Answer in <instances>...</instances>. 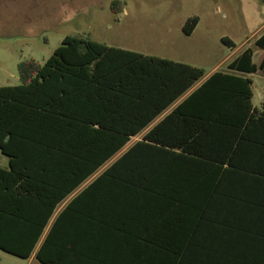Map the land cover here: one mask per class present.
Here are the masks:
<instances>
[{
  "label": "trees",
  "instance_id": "16d2710c",
  "mask_svg": "<svg viewBox=\"0 0 264 264\" xmlns=\"http://www.w3.org/2000/svg\"><path fill=\"white\" fill-rule=\"evenodd\" d=\"M17 73L0 87V251L40 264H264V87L254 106L248 77H264V32L207 77L83 35Z\"/></svg>",
  "mask_w": 264,
  "mask_h": 264
},
{
  "label": "rangeland",
  "instance_id": "374dc122",
  "mask_svg": "<svg viewBox=\"0 0 264 264\" xmlns=\"http://www.w3.org/2000/svg\"><path fill=\"white\" fill-rule=\"evenodd\" d=\"M112 1L0 0V87L18 86V63L32 59L43 64L67 36L83 35L109 47L186 64L207 77L225 71L264 32V0H120L118 14L110 10ZM192 17L198 23L186 34L183 26ZM260 56L256 51L253 61L259 63ZM248 77L253 105L259 106L264 77ZM7 163L2 157L0 165ZM0 264L40 263L0 251Z\"/></svg>",
  "mask_w": 264,
  "mask_h": 264
},
{
  "label": "crops",
  "instance_id": "0c3cea01",
  "mask_svg": "<svg viewBox=\"0 0 264 264\" xmlns=\"http://www.w3.org/2000/svg\"><path fill=\"white\" fill-rule=\"evenodd\" d=\"M177 104V103H176ZM176 104H174L170 109H168L164 114H162L153 124H152V126L156 123V122H158L159 120H161L165 115H167L174 107H175V105ZM150 129V127L147 129V130H145L143 133H141V134H139L138 136H136V137H134V138H132L131 139V141L128 143V145L123 149V151H125L129 146H131L132 144H134L136 141H139L140 139H141V137H142V135L145 133V132H147L148 130ZM133 141V142H132ZM122 151V152H123ZM121 152V153H122ZM120 153V154H121ZM2 162V159H1V161H0V163ZM111 163V162H110ZM109 164V163H108ZM107 164V165H108ZM3 167V166H2ZM6 166H4V168H5ZM106 166H104L103 168H102V170L105 168ZM101 170V171H102ZM96 177V175H94L93 177H91L86 183H84L78 190H76V191H74L73 193H71L64 201H62L59 205H58V207H57V209H56V211H55V213H54V216H53V218L51 219V221H50V223H49V225L52 223V221L54 220V218L68 205V203H70V201L77 195V194H79L80 192H81V189L84 187V186H86L89 182H91L94 178ZM48 229V228H47ZM32 259V257L29 259V260H31Z\"/></svg>",
  "mask_w": 264,
  "mask_h": 264
}]
</instances>
